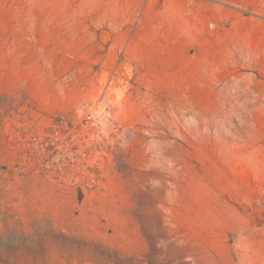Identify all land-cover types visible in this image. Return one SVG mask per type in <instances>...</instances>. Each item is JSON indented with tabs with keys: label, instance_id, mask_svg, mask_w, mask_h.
<instances>
[{
	"label": "rangeland",
	"instance_id": "1",
	"mask_svg": "<svg viewBox=\"0 0 264 264\" xmlns=\"http://www.w3.org/2000/svg\"><path fill=\"white\" fill-rule=\"evenodd\" d=\"M0 264H264V0H0Z\"/></svg>",
	"mask_w": 264,
	"mask_h": 264
}]
</instances>
